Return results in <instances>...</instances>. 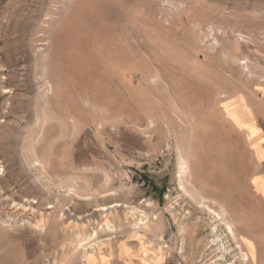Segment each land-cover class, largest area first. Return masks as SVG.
I'll list each match as a JSON object with an SVG mask.
<instances>
[{"label":"rangeland","instance_id":"rangeland-1","mask_svg":"<svg viewBox=\"0 0 264 264\" xmlns=\"http://www.w3.org/2000/svg\"><path fill=\"white\" fill-rule=\"evenodd\" d=\"M263 125L264 0H0V264H264Z\"/></svg>","mask_w":264,"mask_h":264},{"label":"crops","instance_id":"crops-1","mask_svg":"<svg viewBox=\"0 0 264 264\" xmlns=\"http://www.w3.org/2000/svg\"><path fill=\"white\" fill-rule=\"evenodd\" d=\"M247 134L248 153L251 154L252 168L247 176V187L251 197L257 196L264 203V125L254 132V136ZM255 160L259 164V169L255 170Z\"/></svg>","mask_w":264,"mask_h":264},{"label":"bare ground","instance_id":"bare-ground-1","mask_svg":"<svg viewBox=\"0 0 264 264\" xmlns=\"http://www.w3.org/2000/svg\"><path fill=\"white\" fill-rule=\"evenodd\" d=\"M180 161V160H179ZM180 176L178 177L179 179H181L183 176H186L187 174H188V166H187V163L185 162V159H184V157H182V161H181V171H180ZM183 179V178H182ZM184 190V189H183ZM115 206V205H114ZM103 211H106L107 210V208H103L102 209ZM208 210H209V212H212L213 214H214V219H215V228H213L214 230H213V233L215 234V238L217 239V240H214L213 242H214V244H217L216 245V247L218 248V249H220V248H224L225 249V251H227L228 253H229V255H230V257H231V259H232V261H238L239 262V264H247V259H246V257L243 255V254H241V253H238L237 252V249H235L232 245H230L229 243H227L226 242V238H222L221 237V235L219 236V230H218V225L217 224H219V221H218V217L220 216V214H217L214 210H212L209 206H208ZM206 211V210H205ZM211 213V214H212ZM210 214V213H209ZM211 216V215H210ZM213 217V216H212ZM220 219V218H219ZM214 222V221H213ZM212 222V223H213ZM229 229V228H228ZM230 230V229H229ZM228 230V231H229ZM221 232V231H220ZM224 232V231H223ZM231 231H229V233H230ZM220 237L222 238L221 239V241L220 242H218L219 241V239H220ZM228 239V238H227ZM228 242H230V241H228ZM221 250V249H220ZM227 252H225V253H227ZM224 253V254H225ZM226 259H228V257H225ZM217 264H223V263H221V262H217ZM227 264H229V263H227Z\"/></svg>","mask_w":264,"mask_h":264}]
</instances>
